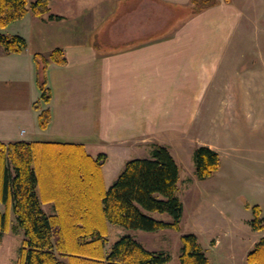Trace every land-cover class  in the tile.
Wrapping results in <instances>:
<instances>
[{"label":"crops","instance_id":"0c3cea01","mask_svg":"<svg viewBox=\"0 0 264 264\" xmlns=\"http://www.w3.org/2000/svg\"><path fill=\"white\" fill-rule=\"evenodd\" d=\"M191 1L133 0L116 17L122 0H50V9L61 4L60 12L49 11L61 20L28 13L0 28L2 34L20 36L26 42L25 50L14 54L0 46V142H31L40 154L55 150L49 143L82 145L92 157L104 153L103 183L111 160H118L114 163L120 168L129 160L148 158L152 145L177 151L175 143L190 134L199 105L247 99L249 84L256 77L264 81V49L250 47L255 41L264 48V26L256 24L264 13L257 18L252 11L257 0H217L166 30L150 28L148 32L145 25L153 20L152 6L186 10ZM259 6L264 8V2ZM128 17H141V24L122 27V47L99 51L85 44L96 25L110 20L119 29ZM56 48L64 51L67 63L47 69L51 122L40 130L38 112L32 107L40 95L33 57ZM249 55L262 59L258 74L240 70L241 61ZM45 203L50 211L51 204ZM4 209L0 204V211ZM11 212L9 208L6 232L14 223ZM256 232L264 237V231Z\"/></svg>","mask_w":264,"mask_h":264},{"label":"trees","instance_id":"16d2710c","mask_svg":"<svg viewBox=\"0 0 264 264\" xmlns=\"http://www.w3.org/2000/svg\"><path fill=\"white\" fill-rule=\"evenodd\" d=\"M216 3L217 0H192L186 10L195 15ZM49 11L50 0H0V28L28 13L36 17L48 14L50 21L62 19ZM0 46L7 54H14L25 50L26 42L20 36L0 32ZM33 58L40 95L32 107L38 112L39 129L45 130L51 122L47 106L51 90L46 72L51 65H65L67 58L60 48L48 55L35 54ZM49 144L55 145V150H42L41 156L34 143L0 142V204L5 208L4 212L0 211V236L9 227L8 209L11 208L14 218L11 228L13 232H23L16 264H68L64 258L81 257L94 247L106 245L107 223L150 233L180 230L183 204L176 195L179 167L165 146L152 145L148 158L127 161L115 181L105 189L102 166L107 160L106 154L92 157L82 145ZM192 159L198 180H206L220 167L218 153L205 146L197 147ZM95 184H100L103 190L100 189L92 201L96 214L93 210L91 214L90 193L98 187ZM40 188L44 200L38 194ZM45 202L51 204L50 214L53 215L43 210ZM151 213L167 214L171 221L157 220ZM260 214L259 207L254 206L249 222L253 231L264 230V218ZM85 220L88 221L86 226ZM101 258L104 264H167L171 260L168 253L147 251L130 236L117 240ZM179 262L211 264L195 234L180 236ZM245 262L264 264V237L247 253Z\"/></svg>","mask_w":264,"mask_h":264},{"label":"rangeland","instance_id":"374dc122","mask_svg":"<svg viewBox=\"0 0 264 264\" xmlns=\"http://www.w3.org/2000/svg\"><path fill=\"white\" fill-rule=\"evenodd\" d=\"M130 2L134 3L133 0H122L116 17ZM260 2L263 3L264 0H257L258 6L252 8L253 15L257 14V18L260 13H264V8L259 6ZM59 5H53L50 13L60 12ZM150 9L154 17L145 25L148 32L150 28L166 30L165 27L175 25L190 15L189 10L184 8L174 9L162 4L154 5ZM169 17L171 19L165 25ZM128 18L126 25L120 24L119 29L117 24L114 25L110 20L109 23L96 25L85 44H90L99 51H113L122 47L124 43L119 41L125 37L122 27L129 25L134 28L140 27L141 24V17L133 20ZM256 24L264 26V18L257 19ZM115 35V40H112ZM259 45L260 43L255 44V41L254 44L250 43V47L264 49ZM262 63L258 55L245 56L241 61L240 70H256L258 74L259 70L262 71ZM249 88L247 99L236 97L238 101L235 102L226 99L222 100L223 102H204L199 105L190 134L181 138L182 143H175L177 151H171L179 167L176 195L183 204V216L178 232L168 229L150 233L107 223L106 245L98 249L94 247L81 257H66L63 260L68 264H104L101 256H106L112 245L121 237L130 236L147 251L168 253L171 260L167 264H180V236L195 232L199 243L206 248L204 252L211 264H246L244 257L252 249V242L259 240L262 235L250 228L252 208L261 207L264 213V81L256 77L255 82L249 84ZM208 96L206 95L204 100ZM200 146L213 149L220 158L218 171L206 180H198L194 176L192 153ZM116 161L118 160H111L110 166L105 168V174L108 175L106 183L102 185L105 189L115 181V177L124 167L125 163L122 164V169L117 168L114 163ZM95 185L98 187L90 193L91 203L98 191L103 190L100 184ZM38 194L41 200H44L41 188ZM42 207L48 215L51 213L48 211L49 205L43 203ZM94 207L96 208L94 203L92 207L89 206L91 214ZM93 213L96 214L94 210ZM150 215L160 221H171L167 214ZM91 216L102 228L100 222ZM86 222L88 221L85 220V226ZM22 238L23 232H13L12 228L0 236V264H16Z\"/></svg>","mask_w":264,"mask_h":264}]
</instances>
